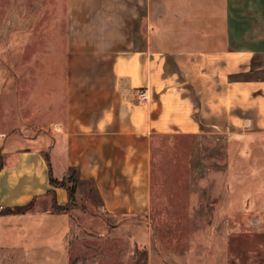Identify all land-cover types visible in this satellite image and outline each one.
Listing matches in <instances>:
<instances>
[{
  "label": "crops",
  "instance_id": "crops-1",
  "mask_svg": "<svg viewBox=\"0 0 264 264\" xmlns=\"http://www.w3.org/2000/svg\"><path fill=\"white\" fill-rule=\"evenodd\" d=\"M14 1L16 25H0L22 35L0 49L13 71L0 73V253L24 249L2 241L24 220L41 227L36 247L60 231L62 253L80 233L149 250L163 138L217 136L236 177L248 148L264 171V0ZM50 177L73 179L71 201Z\"/></svg>",
  "mask_w": 264,
  "mask_h": 264
},
{
  "label": "rangeland",
  "instance_id": "rangeland-1",
  "mask_svg": "<svg viewBox=\"0 0 264 264\" xmlns=\"http://www.w3.org/2000/svg\"><path fill=\"white\" fill-rule=\"evenodd\" d=\"M15 6L14 0H0V25H16ZM23 7L29 10L31 2ZM22 21L30 24L29 17ZM17 36L22 35L14 31L0 34V49L6 56L13 54ZM3 72H13L12 67L0 65ZM249 152L248 148L247 171L239 178L217 136L169 137L154 145L149 250L123 237L103 242L80 233L84 242L76 243L74 253H62L60 231L36 247L30 231L41 227L24 220L8 226L23 234L5 235L2 241L30 252L13 246L0 253V264H264V171L254 167ZM256 216L259 227L251 226Z\"/></svg>",
  "mask_w": 264,
  "mask_h": 264
},
{
  "label": "trees",
  "instance_id": "trees-1",
  "mask_svg": "<svg viewBox=\"0 0 264 264\" xmlns=\"http://www.w3.org/2000/svg\"><path fill=\"white\" fill-rule=\"evenodd\" d=\"M50 183L52 185H55L57 187H66L68 190V195L70 197V201L73 198V193H74V182L73 179L71 177L67 178V179H63L62 181H56L54 179H52L50 177ZM55 211L59 210L57 207H54ZM24 210H26L25 208H15L13 210V212H23Z\"/></svg>",
  "mask_w": 264,
  "mask_h": 264
},
{
  "label": "built area",
  "instance_id": "built-area-1",
  "mask_svg": "<svg viewBox=\"0 0 264 264\" xmlns=\"http://www.w3.org/2000/svg\"><path fill=\"white\" fill-rule=\"evenodd\" d=\"M147 99V96H146V92L145 91H139L138 95H137V100L139 102H143ZM0 210H2V208L0 207Z\"/></svg>",
  "mask_w": 264,
  "mask_h": 264
},
{
  "label": "water",
  "instance_id": "water-1",
  "mask_svg": "<svg viewBox=\"0 0 264 264\" xmlns=\"http://www.w3.org/2000/svg\"><path fill=\"white\" fill-rule=\"evenodd\" d=\"M251 226H254V227H259L260 226V222H259V217L258 216L254 217L252 219Z\"/></svg>",
  "mask_w": 264,
  "mask_h": 264
}]
</instances>
